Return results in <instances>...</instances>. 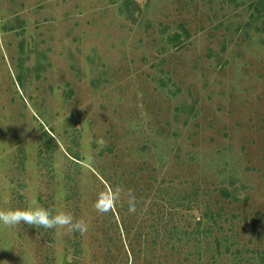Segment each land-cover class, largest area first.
<instances>
[{"label": "rangeland", "instance_id": "obj_1", "mask_svg": "<svg viewBox=\"0 0 264 264\" xmlns=\"http://www.w3.org/2000/svg\"><path fill=\"white\" fill-rule=\"evenodd\" d=\"M41 206L88 231L0 225V264H264V0H0V209Z\"/></svg>", "mask_w": 264, "mask_h": 264}, {"label": "clouds", "instance_id": "obj_2", "mask_svg": "<svg viewBox=\"0 0 264 264\" xmlns=\"http://www.w3.org/2000/svg\"><path fill=\"white\" fill-rule=\"evenodd\" d=\"M123 202L127 203L129 214L136 213V197L131 190L125 191L121 186H109L97 193L93 208L98 214L107 215ZM0 225L5 228L27 225L36 229L64 230L68 235H83L89 229V224L84 218H77L70 211L42 206L0 209Z\"/></svg>", "mask_w": 264, "mask_h": 264}, {"label": "trees", "instance_id": "obj_3", "mask_svg": "<svg viewBox=\"0 0 264 264\" xmlns=\"http://www.w3.org/2000/svg\"><path fill=\"white\" fill-rule=\"evenodd\" d=\"M225 191V190H224ZM229 191H226L224 193L225 197H229ZM161 214L162 219H159L160 222V228H157V239L163 238L167 239L169 241L171 238H178L179 240L189 241L192 240L195 237H198L197 240L199 241V244L206 241V239L212 235L213 233V226L218 223V221L222 220V215L220 213H213L211 210L205 211L201 217L199 218L198 222L195 224V226H189L187 225H176L174 224L173 227H170V224H167L168 221H165L168 217L172 216V211H174V214H177L176 208L174 209L173 206L166 207L161 206ZM202 222L204 223V228L200 227L202 225ZM212 222V224H211ZM122 226H124L128 236L131 234L132 231L128 230L125 226V220L122 219ZM144 242H148V236L149 232L147 230L144 231ZM138 234V232H137ZM142 235V232L140 233ZM207 242V241H206ZM154 244V242H153ZM131 246V245H130ZM220 251L217 253L219 254ZM216 257V256H215ZM216 258L212 259V263L215 261ZM211 260V259H210Z\"/></svg>", "mask_w": 264, "mask_h": 264}]
</instances>
